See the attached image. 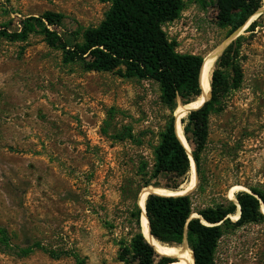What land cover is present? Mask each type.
I'll return each mask as SVG.
<instances>
[{
	"label": "rangeland",
	"instance_id": "obj_1",
	"mask_svg": "<svg viewBox=\"0 0 264 264\" xmlns=\"http://www.w3.org/2000/svg\"><path fill=\"white\" fill-rule=\"evenodd\" d=\"M184 2L181 17L164 26L179 53L204 59L237 39L239 32L218 25L217 0ZM110 7L105 0H0V30L13 32L25 18L51 12L64 20L50 28L80 42ZM240 36L243 82L225 111L211 116L204 180L196 169L189 193L195 211L236 202L251 188L264 191V13L251 17ZM170 116L152 81L64 64L61 51L39 34L25 42L1 39L0 225L15 247L41 243L68 255L56 260L36 250L22 258L0 246V264H75L72 254L85 264H123L118 244L129 238V215L145 188L142 168L152 170ZM146 179L149 187L173 183ZM216 263L264 264V221L226 231Z\"/></svg>",
	"mask_w": 264,
	"mask_h": 264
},
{
	"label": "trees",
	"instance_id": "obj_2",
	"mask_svg": "<svg viewBox=\"0 0 264 264\" xmlns=\"http://www.w3.org/2000/svg\"><path fill=\"white\" fill-rule=\"evenodd\" d=\"M105 1L111 7L104 20L97 27L86 29L80 42H70L50 28L62 25L64 20L61 14L51 12L25 18L20 29L13 32L6 28L0 30V40L25 42L32 34H39L49 47L61 51L64 64H80L87 72H116L122 78L156 83L160 88L161 100L170 110L171 116L155 148L152 170L147 172L149 164L142 168L145 174L142 188L152 185L150 179H146L149 175L155 180L162 176L172 178L173 183L163 188L177 190L190 175L191 161L184 143L175 132L174 114L179 104L188 105L202 96L201 82L204 84L203 57L179 53L177 42L171 40L164 30L166 24L181 17L185 2ZM263 7L264 0H217V23L233 34ZM255 27L256 23H253L248 31H254ZM243 41V36L237 38L218 58L211 78V99L201 108L192 109L194 111L191 110L181 120L201 182L204 180L202 154L210 136L211 116L225 111L227 99L240 89L243 82ZM155 187L162 186L156 184ZM250 190L252 194L238 192L235 195L236 202L225 199L220 204L196 211L191 194L175 197L152 193L156 195H150L146 200L149 232L155 240L167 246H181L186 240L193 253L192 264H217V248L226 231L264 221V191ZM239 207L240 218L233 221L231 216L238 213ZM195 212L198 217H193ZM141 214L136 203L129 215V238L121 239L118 244L119 261L123 264L178 263L181 254L158 250L145 239L141 232ZM0 246L5 250H16L22 258L29 257L36 250L45 251L56 260L68 255L49 250L41 243L26 248L15 247L8 229L1 225ZM71 256L75 264H85L78 254Z\"/></svg>",
	"mask_w": 264,
	"mask_h": 264
},
{
	"label": "bare ground",
	"instance_id": "obj_3",
	"mask_svg": "<svg viewBox=\"0 0 264 264\" xmlns=\"http://www.w3.org/2000/svg\"><path fill=\"white\" fill-rule=\"evenodd\" d=\"M250 20V19H249ZM249 23V21L245 24V27H247V24ZM239 33L242 32V29L238 31ZM237 33V34H239ZM231 42V41H230ZM227 45V43H225L224 45L218 47L216 50H214L213 52H211L209 55H207L204 58V62H203V67H202V77H203V81H204V95L200 96L199 98H197L194 102L188 104V105H182L179 106L176 111H175V115H176V122H175V132H177L178 134V138L181 139V141L184 143L187 152L190 156V161H191V170H190V179L189 181L182 185L179 189L177 190H170V189H166L163 187H146L144 188L141 192H140V198H139V208L141 209V211L143 212V209L146 205V200L149 196V194L152 193H159V194H164V195H169V196H183V195H188L189 193H191L197 184V175H196V164L195 161L192 157L190 148L188 146V143L186 141L185 135H184V131H183V127L181 125V120L192 110V109H196L200 106H202L206 101L209 100L210 97V91H211V77H212V73L214 71V67L215 64L220 56V54L222 53L223 49L225 48V46ZM238 190V188H237ZM233 219H238L239 218V212L235 215H232ZM141 231H143V234L145 236V239L151 244L153 245L154 248H157L158 250L160 249L161 251L165 250L166 252H174V253H178L181 254V259L178 263L175 264H192L193 262V253L192 251L188 248V246L186 244H183V247H176V246H167V245H163L160 242H158L157 240H155L152 236L151 233L149 232V223L148 220L145 216V214H142L141 217ZM159 252V251H158ZM161 253V252H159ZM161 254H164L163 252ZM165 255H169V254H165Z\"/></svg>",
	"mask_w": 264,
	"mask_h": 264
},
{
	"label": "water",
	"instance_id": "obj_4",
	"mask_svg": "<svg viewBox=\"0 0 264 264\" xmlns=\"http://www.w3.org/2000/svg\"><path fill=\"white\" fill-rule=\"evenodd\" d=\"M263 13H264V7H263L262 9H260V10L257 12L256 15H259V14L262 15ZM241 28H242V30H245L247 27H245V25H244V26L241 27ZM241 28H240V29H241ZM238 31H239V30H238ZM238 31H236V32H238ZM234 33H235V32H234ZM239 35H240V33L237 34L236 37L238 38ZM232 42H233V41H231L230 44H231ZM230 44H229V45H230ZM229 45H228V46H229ZM228 46H227V47H228ZM227 47L225 46V48L223 49L222 53L226 50ZM222 53L220 54V56L222 55ZM220 56H219V57H220ZM211 78H212V77H211ZM201 86H202V89H203V92H202V96H203L205 93H204V88H203V84H202V82H201ZM210 99H211V91H210V97H209V100H210ZM209 100H208V101H209ZM208 101H206V102H208ZM206 102H205V103H206ZM205 103H204V104H205ZM204 104H203V105H204ZM203 105H202V106H203ZM202 106H201V107H202ZM201 107H200V108H201ZM197 109H199V108H197ZM197 109H195V110H197ZM192 111H194V110H192ZM190 112H191V111H190ZM190 112H189V113H190ZM189 113H188V114H189ZM174 116H175V115H174ZM181 125H182V122H181ZM145 188H146V187H145ZM245 192H247V193H251V191H245ZM251 194H252V193H251ZM150 195H156V194H149V196H150ZM188 195H189V194H188ZM139 198H140V194H139V196H138V198H137V203H138V205H139ZM138 207H139V206H138ZM238 212H239V218H240V215H241L240 207H239V209H238ZM143 213L145 214V216H146V218H147V220H148V217H147V214H146V205H145V207H144V209H143L142 214H143ZM142 214H141V217H142ZM193 217H195V216H193ZM197 217H198V216H197ZM148 223H149V220H148ZM149 228H150V225H149ZM141 232H142V234H143V231H141ZM150 233H151V232H150ZM143 236H144V234H143ZM151 236L153 237L152 234H151ZM144 237H145V236H144ZM153 238H154V237H153ZM154 239H155V238H154ZM184 243H187L186 240L184 241ZM150 245H151V244H150ZM156 253H157V252H156ZM157 254H158V253H157ZM158 255H160V254H158ZM160 256H161V255H160Z\"/></svg>",
	"mask_w": 264,
	"mask_h": 264
}]
</instances>
